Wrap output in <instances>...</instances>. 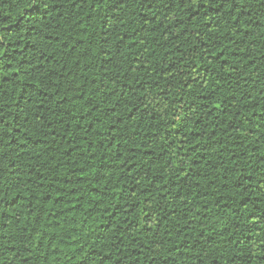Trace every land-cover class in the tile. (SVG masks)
Instances as JSON below:
<instances>
[{
  "label": "trees",
  "instance_id": "trees-1",
  "mask_svg": "<svg viewBox=\"0 0 264 264\" xmlns=\"http://www.w3.org/2000/svg\"><path fill=\"white\" fill-rule=\"evenodd\" d=\"M0 264H264V0H0Z\"/></svg>",
  "mask_w": 264,
  "mask_h": 264
},
{
  "label": "snow or ice",
  "instance_id": "snow-or-ice-1",
  "mask_svg": "<svg viewBox=\"0 0 264 264\" xmlns=\"http://www.w3.org/2000/svg\"><path fill=\"white\" fill-rule=\"evenodd\" d=\"M40 2H42V0H40ZM34 7H36V11H37V13H39V8H38V6H34Z\"/></svg>",
  "mask_w": 264,
  "mask_h": 264
}]
</instances>
